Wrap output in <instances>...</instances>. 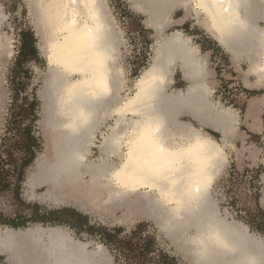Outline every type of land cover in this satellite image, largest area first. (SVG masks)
I'll return each mask as SVG.
<instances>
[{
    "label": "bare ground",
    "instance_id": "bare-ground-1",
    "mask_svg": "<svg viewBox=\"0 0 264 264\" xmlns=\"http://www.w3.org/2000/svg\"><path fill=\"white\" fill-rule=\"evenodd\" d=\"M127 1L160 34L167 23L193 15L235 64L247 62L255 76L247 86H264V0ZM30 3L50 68L40 92L49 145L26 181L27 197L109 215L124 210L121 221L146 217L191 264H264V238L224 217L212 195L229 164L227 151L240 136L238 115L211 98L213 71L192 39L180 30L161 37L135 92L123 97L121 36L104 0ZM177 9L185 12L183 19L172 16ZM177 68L188 86L169 92ZM263 108L264 96L251 104L246 119H253V128H260ZM112 118L115 125L106 133ZM94 148L99 156L92 160ZM41 187L46 190L36 195ZM78 239L62 226L0 225V255L9 264H113L104 245L91 249V242Z\"/></svg>",
    "mask_w": 264,
    "mask_h": 264
},
{
    "label": "rangeland",
    "instance_id": "rangeland-1",
    "mask_svg": "<svg viewBox=\"0 0 264 264\" xmlns=\"http://www.w3.org/2000/svg\"><path fill=\"white\" fill-rule=\"evenodd\" d=\"M104 2L109 17L111 16L110 19L113 20L121 36L117 64L122 67L125 80L123 97L135 92L137 80L151 65L155 56L156 44L163 36H169L176 30H180L185 38L190 37L193 45H197L201 53L207 56L208 66L213 71L211 98L220 105L237 112L240 132V136L233 140L234 147L227 151L229 164L213 185L212 195L217 200L219 210L224 217L228 216L230 220L235 219L242 222L249 227L251 233L264 238V108L259 112L260 128H253L251 125L253 119H250V123L246 119L251 104L264 96V86H247V80L251 84L255 83V76L248 72L247 62L242 61L239 65L235 64L232 56L217 43L213 35L193 15L188 16L180 24H177L179 21H175L172 26H168L167 23L166 29L160 34L146 25L148 17L136 11L129 1L104 0ZM177 10L175 15H172L173 13L171 15L176 17V20L183 19L185 12ZM37 14L30 0H0V145L5 137L13 136L17 126L21 124L20 116L16 124L11 126L12 130L8 131L13 110L17 106L28 105L34 92L39 100L36 133L40 139L41 148L37 158L26 172L22 197L27 206L23 210L29 213L32 208L28 206L39 204L48 210L67 212L59 215L60 223L30 222L26 228H34L38 224L45 227L62 226L71 233L73 238L91 242V249L96 248L98 244L104 245L112 257L113 264L120 263L116 259L119 255L124 262L126 260L127 264H161L163 254L176 257L179 264H191L189 257L184 255L161 227L146 217L140 216L135 221H121L124 210H116L109 215L104 209L80 210L74 204L55 206L52 203H42L27 197L30 190L25 187V183L28 177L36 172V161L38 158H44L49 145L44 101L40 92L43 91L44 79H47L50 68L46 61L47 51H45L44 41L37 34V22H39ZM23 31H31L34 34L38 56L23 60L21 65H17ZM176 71L180 70L177 68ZM173 88L170 83L167 89L172 92L175 91ZM182 120L192 121L189 117H182ZM114 121V118L110 119L103 131L111 132V126H114L116 122ZM193 123L199 127L195 122ZM204 130L208 134L211 133L210 135L214 138L220 139L219 133L209 128H204ZM100 141L101 135L98 133L96 145H99ZM92 155H94L92 160L97 159L99 150L94 148ZM113 160L120 163L117 158ZM45 190V187L37 188L35 194L38 195ZM10 200L7 196H0V209L10 212ZM76 213H78L77 217ZM139 224H143L144 227L134 231ZM105 229L109 231L122 229L115 237L116 246L105 241ZM146 236L154 238L155 241L151 246V252L143 254L141 256L143 261L139 263L137 260L139 251ZM118 248L124 250L123 254H119ZM0 260L7 264L5 256L0 255Z\"/></svg>",
    "mask_w": 264,
    "mask_h": 264
},
{
    "label": "trees",
    "instance_id": "trees-1",
    "mask_svg": "<svg viewBox=\"0 0 264 264\" xmlns=\"http://www.w3.org/2000/svg\"><path fill=\"white\" fill-rule=\"evenodd\" d=\"M38 56L36 47V40L31 31H23L21 33V48L17 59V65H21L23 60H29L32 57ZM19 67V66H18ZM39 107V100L37 95L33 92L31 101L26 106H17L10 117L9 129L12 130V125L16 124V120L21 116L22 121L14 135L5 137L4 142L0 145V196H7L11 200L10 212L0 209V225L8 226L14 229L27 227L31 223H60V214L67 211H52L41 205L34 204L28 206L32 208L29 213L24 212L26 202L22 197V188L26 180V172L30 167L41 148L40 139L36 133V123L38 120L37 110ZM25 121V122H24ZM18 125V124H17ZM11 134V132H9ZM76 213V217H77ZM143 224H139L134 231L143 228ZM89 230V229H88ZM122 229L109 231L105 229L104 239L109 244L115 245V237ZM155 239L146 236L143 246L139 251L138 261L142 262V255L151 252L152 245ZM159 250V249H158ZM119 254H123V249H119ZM119 264H127L121 259ZM161 264H179V260L171 255L163 254Z\"/></svg>",
    "mask_w": 264,
    "mask_h": 264
},
{
    "label": "crops",
    "instance_id": "crops-1",
    "mask_svg": "<svg viewBox=\"0 0 264 264\" xmlns=\"http://www.w3.org/2000/svg\"><path fill=\"white\" fill-rule=\"evenodd\" d=\"M172 81L173 82L171 83V85H172V87H174L173 88L174 90L184 89L187 86V83L182 78V74L180 71H175V73L172 76ZM6 263L9 264L8 262H6ZM0 264H5V263L0 260Z\"/></svg>",
    "mask_w": 264,
    "mask_h": 264
},
{
    "label": "water",
    "instance_id": "water-1",
    "mask_svg": "<svg viewBox=\"0 0 264 264\" xmlns=\"http://www.w3.org/2000/svg\"><path fill=\"white\" fill-rule=\"evenodd\" d=\"M25 186H26V183H25Z\"/></svg>",
    "mask_w": 264,
    "mask_h": 264
}]
</instances>
